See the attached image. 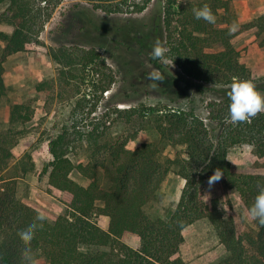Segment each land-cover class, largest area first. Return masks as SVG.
Returning <instances> with one entry per match:
<instances>
[{"label":"trees","instance_id":"16d2710c","mask_svg":"<svg viewBox=\"0 0 264 264\" xmlns=\"http://www.w3.org/2000/svg\"><path fill=\"white\" fill-rule=\"evenodd\" d=\"M6 12L0 11V96L7 87L4 81L5 63L18 52L25 51L32 43H39L47 23L64 0H6ZM96 8L112 13H141L153 0H87ZM233 0H201L196 4L179 6L169 0L166 10L167 28L172 35L169 56L189 77L211 83H230L233 78H243L250 73L240 62L233 38L242 32L229 35V28H216L203 20L195 19L192 9L208 4L217 17H236ZM177 5V6H176ZM176 6V7H175ZM177 15H183L172 31ZM6 23L14 28L7 33L1 29ZM257 27L264 35V14L243 25ZM264 42V38H263ZM222 45V50L209 52L208 47ZM54 57L64 65L66 75L71 67L81 63H95L101 54L95 47L65 46L55 51ZM156 64V62H155ZM162 67V66H160ZM256 91L264 96V81L254 84ZM112 83L104 87L110 90ZM200 88H202L200 86ZM229 97L212 102V119L221 126L217 140L203 118L186 109L169 110L159 125L162 139L173 145H185L186 157L163 158L161 148L155 142L143 143L136 150L127 148L128 139L102 144L98 124L85 135L79 130L65 129L51 140L53 156L49 172V184L72 194L69 209L57 220L44 221L31 242V251L39 261L49 264H184L179 251L185 241L184 230L201 219H209L215 227L227 255L217 264H264V226L258 221V233L248 239L237 232L232 221L218 214L214 202L207 203L204 191L207 180L217 169L223 173L226 185L235 189L247 209L258 194V185L264 186V174L238 173L232 169L228 158L232 147L250 145L255 155L264 158V113L252 118L251 123L229 122ZM23 106L13 109V121L20 116ZM143 108H130L117 112L131 120ZM24 119H30V116ZM77 135L85 137L87 144L99 150L102 159L94 164H76L70 157V149ZM0 133V148L5 143ZM10 153L7 154V157ZM93 160H94V155ZM78 169L91 179L83 186L72 178ZM98 169L105 171L110 188L104 189ZM174 171L186 180L180 200L165 216L152 217L147 207L156 198L168 174ZM100 203V204H99ZM40 210L24 203L17 196L14 180L0 179V264H26L22 259L24 244L17 235L31 224ZM99 215L111 219L109 231L96 221ZM126 234L141 238V248L135 249L123 242Z\"/></svg>","mask_w":264,"mask_h":264},{"label":"rangeland","instance_id":"374dc122","mask_svg":"<svg viewBox=\"0 0 264 264\" xmlns=\"http://www.w3.org/2000/svg\"><path fill=\"white\" fill-rule=\"evenodd\" d=\"M168 1L153 0L141 13L108 14L87 0H64L47 23L40 42L29 44L25 51L11 55L6 61L7 91L0 96V133L6 141L0 148V179L14 180L18 198L44 212L50 221L63 215L73 199L72 194L49 184L53 160L51 140L65 129L76 127L85 135L98 124L105 134L102 144L128 139L127 148L137 149L143 143L155 142L165 159L186 157L185 145L170 144L162 139L159 131L169 110L186 109L205 120L214 140L219 137L221 126L212 119L215 107L210 104L227 98L233 79L219 84L192 78L170 58L171 38L177 32L172 34L167 28ZM198 1L201 0H176L177 13L181 6ZM8 6V1L0 0L1 12H6ZM235 14L236 17L231 18L222 13L216 18V28H230L235 21L239 24L238 30L246 31L247 28H243L246 23ZM181 18L183 15L174 18L172 31L181 24L178 21ZM1 29L10 34L14 30L6 23L1 24ZM261 36L254 40L237 39L234 43L240 62L250 70L248 76L235 79L252 84L264 81V35ZM156 39L168 49V64L151 58ZM75 45L97 48L101 59L87 65L84 62L74 65L64 75L65 67L54 57L55 51ZM222 48L216 44L207 50L218 52ZM153 71L164 77L163 81L155 82V88L149 87L153 82L147 78ZM109 83H112L111 89L104 91ZM17 105L23 106L22 112L13 121V109ZM135 107L143 109L131 120L117 112V109ZM27 116L30 119H24ZM85 139L77 135L70 149V157L76 164L91 161L94 164L103 157L104 153L90 147ZM228 158L235 172L264 174V158L255 155L250 145L232 147ZM98 171L102 187L109 189L105 171ZM71 176L83 186L91 182L78 169ZM208 180L205 201L214 202L218 214L232 221L240 236L245 239L255 236L257 222L246 217L248 209L237 191L226 185L223 175L211 187ZM184 186V179L170 172L147 212L152 217L165 216L177 205ZM95 221L99 224L98 217ZM184 237L179 251L184 264H217L227 255L214 225L207 218L188 226ZM39 264L49 263L41 258Z\"/></svg>","mask_w":264,"mask_h":264},{"label":"clouds","instance_id":"9594fccd","mask_svg":"<svg viewBox=\"0 0 264 264\" xmlns=\"http://www.w3.org/2000/svg\"><path fill=\"white\" fill-rule=\"evenodd\" d=\"M192 12L195 19L215 25L216 16L213 14L208 4H204L203 7L200 8H193ZM238 29L239 24L234 21L229 28V35L236 33ZM167 52L168 49L161 44L159 39H156L150 55L152 59L158 60L163 64H168L169 59L166 56ZM147 78L153 82L149 85L151 88L156 87V81L164 80V77L158 71L148 73ZM227 95L231 101L228 108V118L229 122L232 124L243 122L251 123L252 118H255L258 114L264 113V96L256 91L254 85L250 81H242L233 78ZM222 175L223 173L220 169H217L208 180L209 187L218 182L222 178ZM257 187L259 189L258 194L255 196L254 202L245 215L246 217H250L253 221H258L261 226H264V186L258 185ZM47 219L48 217L44 212H39L34 221L17 234L25 246L22 259L26 264H39V261L31 251L30 245L35 237L36 231L38 229H43L44 221Z\"/></svg>","mask_w":264,"mask_h":264},{"label":"crops","instance_id":"0c3cea01","mask_svg":"<svg viewBox=\"0 0 264 264\" xmlns=\"http://www.w3.org/2000/svg\"><path fill=\"white\" fill-rule=\"evenodd\" d=\"M232 4L234 9L236 10L237 15L239 16V20L243 23L251 22L254 19L264 14V0H233ZM259 36H261V34L259 33V29L257 27H252L236 35L232 43L234 45L237 39H241V40H248L249 38H250L249 40L260 39ZM130 150H136V149H130ZM185 184H186V180L184 179V185ZM98 220H99V225L105 231H109L110 223H111L110 217L106 215H99ZM123 242L135 249L141 248L142 245L141 238L133 234H126L123 238Z\"/></svg>","mask_w":264,"mask_h":264}]
</instances>
